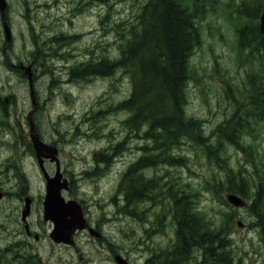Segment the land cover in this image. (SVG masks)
<instances>
[{
	"label": "rangeland",
	"instance_id": "obj_1",
	"mask_svg": "<svg viewBox=\"0 0 264 264\" xmlns=\"http://www.w3.org/2000/svg\"><path fill=\"white\" fill-rule=\"evenodd\" d=\"M145 1L6 0L4 17L12 34L6 47L0 18V181L8 190L19 182L22 190L37 195L43 183L30 168V149L17 126V121L25 120L29 105L24 82L19 79L23 73L2 65V50L5 48L16 63L27 65L34 38L40 43L42 38L47 41L59 34L75 36L67 45L52 46L67 61L60 57L42 59L41 55V65L33 71L41 100L37 116L40 135L59 148L60 165L72 180L73 198L85 201L89 218L104 235L102 243L88 240L89 236L82 242L86 245L81 253L85 264L93 253L97 260L91 264H116L113 257L117 254L128 264H143L149 259L162 264L175 235L168 195L152 194L150 201L123 202L126 181L119 177L121 162L144 155L143 139L132 135L124 122L128 114L115 109L129 95L128 78L118 69L110 76L86 80L77 72L84 62L118 57L122 37ZM250 1L214 0L196 21L199 45L188 60L192 79L185 88L184 112L198 121L205 133L233 111V98L248 107L247 73L254 72L238 51L236 31L245 22L238 8ZM5 110L7 115L2 114ZM252 126L253 132L246 135L241 146L224 145V156L230 170L245 174L255 188L257 182L264 183V124ZM6 130H12V135L4 134ZM119 140L122 145L117 146ZM101 151L109 162L104 161ZM174 153L183 157V163L157 164L152 176L163 177L157 184L166 177L171 191L178 186L188 190L191 205L211 225H219L224 213L232 214L230 239L236 264H264V241L259 230L250 225L254 219L245 207L232 210L224 205L225 193L213 195L211 185L224 171L208 161L205 151L194 143L179 144ZM241 198L249 203L248 198ZM0 204L17 205L11 198ZM71 255L78 264L77 254Z\"/></svg>",
	"mask_w": 264,
	"mask_h": 264
},
{
	"label": "trees",
	"instance_id": "obj_2",
	"mask_svg": "<svg viewBox=\"0 0 264 264\" xmlns=\"http://www.w3.org/2000/svg\"><path fill=\"white\" fill-rule=\"evenodd\" d=\"M213 3L214 0H146L122 37L118 57L87 61L80 64L77 70L83 80L93 76H110L116 69L128 78L129 95L116 109L128 114L124 122L132 135L143 139L144 155L123 174L126 181L123 202L129 204L135 199L150 201L152 194L168 195L172 218L176 222L175 235L170 254L162 264H236L230 239L233 215L226 212L219 225H211L191 205L192 196L188 190L178 186L171 191L166 177L164 182L157 184L162 175L155 178L151 175L157 164H182L183 157L175 155L174 150L185 142L197 144L205 151L207 160L224 171L223 177L211 185L215 197L226 194L225 200H222L224 205L232 210L238 208L230 205L227 195L248 198L249 203L244 207L254 219L250 225L259 230L264 241V183L257 182L252 188L250 178L241 172H232L224 156L225 144L241 146L246 135L253 132L252 124H264V36L258 28L262 0H252L238 8V14L245 22L236 31L237 47L254 72L247 73L245 102L248 107L244 108V102L233 98V111L226 114L210 133H205L198 121L184 112L185 88L192 79L188 59L199 44L196 21ZM74 38L59 34L47 41L42 38L40 43H36L34 38L31 62L27 65L37 70L36 65H41L38 63L41 55L42 59L60 57L62 61H67L52 46L67 45ZM2 65L21 74L20 70L10 68L4 58ZM34 73L33 93L37 78ZM22 78L19 79L27 86V81ZM26 91L28 94V87ZM210 135L215 136V140ZM120 145L122 140L117 146ZM104 155V161L109 162V157L106 153ZM145 264L161 263L149 259Z\"/></svg>",
	"mask_w": 264,
	"mask_h": 264
},
{
	"label": "flooded vegetation",
	"instance_id": "obj_3",
	"mask_svg": "<svg viewBox=\"0 0 264 264\" xmlns=\"http://www.w3.org/2000/svg\"><path fill=\"white\" fill-rule=\"evenodd\" d=\"M39 95L37 93L34 94V105L30 107L29 111L33 110L31 117L34 127L33 132L38 138H41L37 124V116L41 112ZM26 123L27 121L24 119H22V122L17 121L20 136L25 140L29 133L26 131ZM26 145L31 151V142H27ZM30 155L32 156L30 158V168L31 170L34 169L35 174L43 183L42 169L38 165L33 152ZM44 167L46 172L52 175L54 165L48 160H44ZM60 168L63 178L68 181V189L62 191L61 195L65 200H76L73 198L72 180L64 174L61 165ZM18 187L19 182L15 184L14 189L8 190L0 181V202L11 198L17 203L14 207L0 204V264H75L71 253L77 254L78 264H85L81 256L84 246H86L82 243L84 239L89 236L88 240L101 241V243L104 240V235L99 229V225L91 221L88 216L83 204L85 201L80 200L79 202L82 204L80 206L86 225H84L83 229L76 230L71 235L69 243H58L50 238V233L53 229L52 223L43 220V189L36 195ZM26 201H28V205H26ZM88 259L90 260L88 264L95 263L97 255L93 253Z\"/></svg>",
	"mask_w": 264,
	"mask_h": 264
},
{
	"label": "water",
	"instance_id": "obj_4",
	"mask_svg": "<svg viewBox=\"0 0 264 264\" xmlns=\"http://www.w3.org/2000/svg\"><path fill=\"white\" fill-rule=\"evenodd\" d=\"M5 6V0H0L1 15H3ZM3 30L6 42L9 43L10 30L6 23H3ZM259 30L264 35V0L262 12L259 19ZM17 67L20 69H24V72L27 75L28 80L30 81V67H24L22 64L18 65ZM30 137L33 141L34 150L36 151V155L38 158L39 156H43L46 158H50L51 161L54 160L55 162H57V159L54 157V154H56L55 149L49 148L41 141H38L37 138L33 137L31 134ZM40 160L39 162L41 163ZM45 180L46 186L43 201V218L45 221H50L54 225L50 237L56 242L68 243L71 234L76 229H81L83 227L84 220L82 218L80 206L75 201H65L61 196L60 192L62 189H67V184L65 180L61 182V173L58 169L56 170V173L53 177H48L47 175H45ZM227 200L234 206L243 205L242 201L234 195H228ZM26 205H28V201H26ZM115 260L118 264H126V262L120 256H117Z\"/></svg>",
	"mask_w": 264,
	"mask_h": 264
},
{
	"label": "bare ground",
	"instance_id": "obj_5",
	"mask_svg": "<svg viewBox=\"0 0 264 264\" xmlns=\"http://www.w3.org/2000/svg\"><path fill=\"white\" fill-rule=\"evenodd\" d=\"M82 84V83H81ZM186 105V104H185ZM259 127V126H258ZM257 134V133H256ZM192 142V141H191ZM197 145V144H196ZM184 146V145H183ZM174 147V146H173ZM175 147H176V145H175ZM182 149V148H181ZM140 151V150H139ZM144 153V152H143ZM183 153V152H182ZM255 158V157H254ZM264 165V164H263ZM155 166V165H154ZM163 166V165H162ZM207 166V165H206ZM154 169V168H153ZM159 169V168H158ZM264 169V168H263ZM208 170V169H207ZM153 171V170H152ZM209 171V170H208ZM223 174V173H222ZM220 175V174H219ZM261 177H263V176H261ZM163 178V177H162ZM179 182V181H178ZM203 183V182H202ZM182 184V183H181ZM183 186V185H182ZM180 187V186H179ZM188 189V188H187ZM134 193V192H133ZM197 193V192H196ZM135 201H136V199H135ZM137 201H139V199L137 200ZM141 201V200H140ZM180 206V205H179ZM152 208V207H151ZM236 209V208H235ZM140 211V210H139ZM158 212V211H157ZM133 213V212H132ZM160 216V215H159ZM170 216V215H169ZM128 217H130V216H128ZM223 218V217H222ZM153 220V219H152ZM143 223V222H142ZM176 223V222H175ZM137 224V223H136ZM169 225V224H168ZM134 226V225H133ZM169 228V227H168ZM175 229V228H174ZM138 230V229H137ZM163 230V229H162ZM174 236V235H173ZM138 240V239H137ZM157 240V239H156ZM137 242V241H136ZM151 242V241H150ZM191 242V241H190ZM196 243V242H195ZM194 243V244H195ZM187 244V243H186ZM203 244V243H202ZM185 245V244H184ZM188 254V253H187ZM200 255V254H199ZM201 257V256H200ZM214 257V256H213ZM209 258V257H208ZM177 261V260H176ZM194 261V260H193ZM156 263V262H155Z\"/></svg>",
	"mask_w": 264,
	"mask_h": 264
}]
</instances>
